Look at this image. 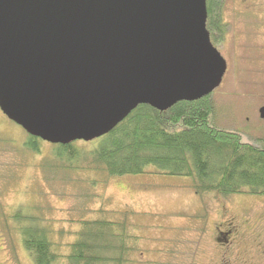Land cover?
Wrapping results in <instances>:
<instances>
[{
	"label": "water",
	"instance_id": "1",
	"mask_svg": "<svg viewBox=\"0 0 264 264\" xmlns=\"http://www.w3.org/2000/svg\"><path fill=\"white\" fill-rule=\"evenodd\" d=\"M206 20V0H0V112L67 145L202 100L227 70Z\"/></svg>",
	"mask_w": 264,
	"mask_h": 264
},
{
	"label": "rangeland",
	"instance_id": "2",
	"mask_svg": "<svg viewBox=\"0 0 264 264\" xmlns=\"http://www.w3.org/2000/svg\"><path fill=\"white\" fill-rule=\"evenodd\" d=\"M238 3L225 0L223 6L224 20L229 25L224 30V40L215 49L227 63V72L210 97L214 106L212 123L219 129L239 133L243 142L256 144L264 140V120L259 114L264 108V28L254 24L264 17L255 9L237 14L234 10H241ZM254 4L264 7V0ZM24 140L25 132L0 112V209L9 215L19 211L24 218L40 210L45 221L52 222L56 242L75 241L82 229L78 221L103 218L97 213L104 209L110 212L104 217L107 220L122 221V214L129 217L127 264H154L157 247L168 246L167 250L185 245V241H178L193 235L185 231L187 219L204 213L203 206L211 221L216 213L218 198L209 195L200 202L185 179L146 175L109 178L102 184L103 175L82 171V177L74 175L75 181L68 184L46 181L40 164L46 160L52 166L58 164L51 159L52 146L39 141V154H29ZM77 142V148L92 145ZM98 181L100 185L93 187L92 183ZM235 200L239 198L227 201ZM18 227L12 222L8 230L0 217V264H33L31 255L22 247Z\"/></svg>",
	"mask_w": 264,
	"mask_h": 264
},
{
	"label": "trees",
	"instance_id": "3",
	"mask_svg": "<svg viewBox=\"0 0 264 264\" xmlns=\"http://www.w3.org/2000/svg\"><path fill=\"white\" fill-rule=\"evenodd\" d=\"M223 3L206 0V30L214 48L224 40ZM210 97L179 103L166 112L139 106L110 133L87 142L92 144L89 148H77L78 142L49 144L51 159L58 164L52 166L46 160L40 169L46 181L67 184L75 181L74 175L82 177V171L103 175L102 184L109 178L146 175L185 179L200 202L209 195L224 200L264 197V140L243 142L239 133L215 127ZM25 134L24 149L39 154L38 143L43 141ZM99 182H93V187ZM109 213L102 209L97 214L103 218L78 221L82 229L77 239L62 244L54 240L52 222L45 221L40 210L24 218L19 211L9 215L0 209L8 230L12 222L19 225L22 247L33 264H127L129 217L122 214V221L107 220L104 217Z\"/></svg>",
	"mask_w": 264,
	"mask_h": 264
},
{
	"label": "flooded vegetation",
	"instance_id": "4",
	"mask_svg": "<svg viewBox=\"0 0 264 264\" xmlns=\"http://www.w3.org/2000/svg\"><path fill=\"white\" fill-rule=\"evenodd\" d=\"M236 1L241 9L234 10L237 14L255 9L264 17V7L256 6V0ZM221 22L226 30L223 7ZM254 25L263 29L264 20ZM238 198L234 203L219 198L212 221L203 206L204 213L186 220L185 231L193 235L178 242L187 245L157 247L154 264H264V197Z\"/></svg>",
	"mask_w": 264,
	"mask_h": 264
}]
</instances>
